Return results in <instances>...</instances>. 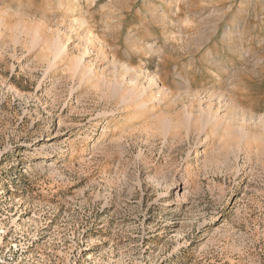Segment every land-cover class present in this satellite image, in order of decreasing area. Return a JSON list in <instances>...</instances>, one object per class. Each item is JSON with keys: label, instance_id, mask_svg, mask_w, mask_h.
Masks as SVG:
<instances>
[{"label": "rangeland", "instance_id": "374dc122", "mask_svg": "<svg viewBox=\"0 0 264 264\" xmlns=\"http://www.w3.org/2000/svg\"><path fill=\"white\" fill-rule=\"evenodd\" d=\"M0 264H264V0H0Z\"/></svg>", "mask_w": 264, "mask_h": 264}]
</instances>
